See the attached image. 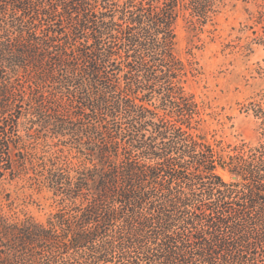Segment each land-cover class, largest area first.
Listing matches in <instances>:
<instances>
[{
	"label": "trees",
	"instance_id": "1",
	"mask_svg": "<svg viewBox=\"0 0 264 264\" xmlns=\"http://www.w3.org/2000/svg\"><path fill=\"white\" fill-rule=\"evenodd\" d=\"M180 3L0 0V197L22 176L56 204L0 209V264H264V144L226 159L194 131Z\"/></svg>",
	"mask_w": 264,
	"mask_h": 264
},
{
	"label": "rangeland",
	"instance_id": "2",
	"mask_svg": "<svg viewBox=\"0 0 264 264\" xmlns=\"http://www.w3.org/2000/svg\"><path fill=\"white\" fill-rule=\"evenodd\" d=\"M187 1L178 7L175 51L187 68L185 89L200 109L194 131L228 159L264 144V0H209L206 23L191 21ZM24 121L21 140L33 142ZM218 173L236 180L227 168ZM1 190L0 209L11 218L31 215L44 222L56 210L50 192L30 189L22 176H6Z\"/></svg>",
	"mask_w": 264,
	"mask_h": 264
}]
</instances>
